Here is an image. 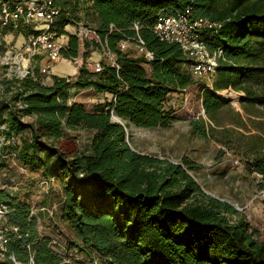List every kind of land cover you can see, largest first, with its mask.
<instances>
[{
    "label": "trees",
    "instance_id": "1",
    "mask_svg": "<svg viewBox=\"0 0 264 264\" xmlns=\"http://www.w3.org/2000/svg\"><path fill=\"white\" fill-rule=\"evenodd\" d=\"M55 2L60 14L52 29L68 36L63 54L84 61L77 75L53 76L49 84L38 68L39 80H5L0 203L18 228L10 235L9 255L25 263L33 257L37 264H264L259 231L231 203L201 187L192 175L194 161L139 152L127 138L129 125L171 126L177 118L170 95L199 82L181 45L155 31L159 17L172 11L190 9L217 24L206 31V42L211 53L221 49L223 55L213 85L199 82L205 114L213 117L230 103L220 93L229 87L245 92L242 101L264 102L258 95L264 88V0ZM68 26L94 31L100 42ZM125 42L145 52L134 55ZM92 44L110 51L115 63L103 60L102 70L94 71L87 64ZM83 90L104 99L88 110L73 99ZM191 123L200 128L199 121ZM81 131L88 134L82 144ZM247 167L264 177V154L253 155ZM56 182L57 204L49 198ZM38 184L48 188L39 202L33 199ZM43 214L64 245L39 229ZM70 253L78 254L74 263Z\"/></svg>",
    "mask_w": 264,
    "mask_h": 264
},
{
    "label": "rangeland",
    "instance_id": "2",
    "mask_svg": "<svg viewBox=\"0 0 264 264\" xmlns=\"http://www.w3.org/2000/svg\"><path fill=\"white\" fill-rule=\"evenodd\" d=\"M67 29L81 33L83 26H68ZM60 37L65 41L67 35ZM89 38L95 39V36ZM24 39L25 36L19 33H10L4 44L9 47L20 45ZM123 45V48L134 55L141 53L135 44L125 42ZM87 53L91 63L108 60L103 50L96 48L94 44L89 47ZM83 61V57L79 59L80 66ZM43 62L45 60L41 59L40 64ZM58 64L60 67L58 72L66 73L68 68L71 69L76 65L70 60ZM253 64L263 65L258 61H253ZM2 75L0 64V77ZM215 76L211 80L195 78L203 85L212 86ZM51 80L50 76L45 83L49 84ZM199 82L182 92L170 95L168 106L175 111L174 115L177 118L171 126L144 128L129 125L128 141L134 150L142 153L157 155L173 162H180L184 157L194 161L198 168L192 171V175L201 187L208 194L231 203L264 239V189L260 186L264 177L260 172L251 171L247 167V160L253 155L264 154V102L242 101L245 92L229 87L226 88L228 91L220 93L230 99V103L210 117L205 114L202 105V86ZM258 91V95L264 96V88L259 87ZM73 99L84 103L86 108L91 110L104 97L96 95L92 90H83ZM192 120L199 121V129L193 126ZM78 133L81 144L88 140L87 133L83 131ZM25 178L27 179L26 174L24 176L26 181ZM47 189L46 185L35 186L33 199L38 200L37 202L42 201L43 192ZM52 191L49 198L51 202L57 204L61 200L60 185L57 182ZM40 221L39 229L42 233L57 241L60 239L64 245L65 241L57 234L53 220L43 214ZM70 255L69 260L74 263L78 254L70 253Z\"/></svg>",
    "mask_w": 264,
    "mask_h": 264
},
{
    "label": "built area",
    "instance_id": "3",
    "mask_svg": "<svg viewBox=\"0 0 264 264\" xmlns=\"http://www.w3.org/2000/svg\"><path fill=\"white\" fill-rule=\"evenodd\" d=\"M59 14L60 9L55 0H0V64L3 74L0 77V99H2L1 94L7 88L5 80L23 79L28 76L39 80L36 75L38 68V72L47 81L50 76L53 77L52 69L56 64L64 60L77 62L81 59V56L66 58L63 54L65 44L52 29ZM216 26L217 24L209 19L195 17L190 9H185L160 16L155 25V31L161 40L181 45L191 59V71L195 77L211 80L216 74L217 66L223 55L221 49L211 53L206 42V31ZM10 33L25 36L24 42L20 45L6 46L4 42L7 41ZM80 35L88 38L95 36V39H89L100 42L94 31L84 27ZM122 47H124L123 44ZM139 50L141 53L145 52L141 46ZM103 52L110 62L115 63L114 55L110 51L103 48ZM146 56L152 58L153 54L146 52ZM41 59L45 60L42 64H40ZM87 64L97 72L103 68L101 61ZM45 81L44 84H46ZM20 107L23 106L20 105ZM4 141L5 138L0 137V143ZM8 215V206L0 203V262L11 259L14 264H37L33 257L25 263L9 255L10 235L18 228L9 224ZM52 243L54 245L56 241ZM57 264L69 263L65 260Z\"/></svg>",
    "mask_w": 264,
    "mask_h": 264
},
{
    "label": "crops",
    "instance_id": "4",
    "mask_svg": "<svg viewBox=\"0 0 264 264\" xmlns=\"http://www.w3.org/2000/svg\"><path fill=\"white\" fill-rule=\"evenodd\" d=\"M67 41H68V36H67L66 40L63 41L65 45L67 44ZM81 51L83 52V51H85V49L82 47ZM81 59H82V55H81ZM87 61L89 62V59H87ZM74 63L76 65L74 67H72L71 69L68 68L66 70L67 73L66 72H58V70L60 69L59 64L55 65L52 69V76H75V75H77L80 65H79L78 61L77 62L74 61ZM89 63H91V62H89Z\"/></svg>",
    "mask_w": 264,
    "mask_h": 264
}]
</instances>
